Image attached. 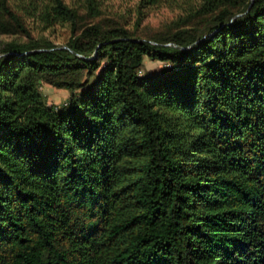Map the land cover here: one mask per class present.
Here are the masks:
<instances>
[{
    "label": "trees",
    "instance_id": "1",
    "mask_svg": "<svg viewBox=\"0 0 264 264\" xmlns=\"http://www.w3.org/2000/svg\"><path fill=\"white\" fill-rule=\"evenodd\" d=\"M160 5L0 0V264H264V0Z\"/></svg>",
    "mask_w": 264,
    "mask_h": 264
},
{
    "label": "rangeland",
    "instance_id": "2",
    "mask_svg": "<svg viewBox=\"0 0 264 264\" xmlns=\"http://www.w3.org/2000/svg\"><path fill=\"white\" fill-rule=\"evenodd\" d=\"M68 4H72V0H66ZM137 0H102L103 6V18L117 20L123 24H128L131 32L134 36L142 39H154L162 37L176 28L178 25H184L183 23H177L180 19V15L183 13L179 8L175 6H156L151 9H146L149 15L140 22L138 25V17L135 13V6ZM79 20L81 24H88L96 19L91 18L85 11H80ZM189 23V25H193ZM183 27V26H181ZM37 36V34H36ZM70 36V32L67 28L56 27L52 33L46 32L45 37L52 40L55 44L63 45L67 42ZM5 39V38H4ZM7 40V39H5ZM164 65L157 61H152L146 58L145 70L149 74H157L161 71ZM43 93L48 99L49 105L56 106L58 109H62L70 101L71 93L65 90H59L48 84H44L42 88ZM82 92H77L76 96L81 95Z\"/></svg>",
    "mask_w": 264,
    "mask_h": 264
}]
</instances>
